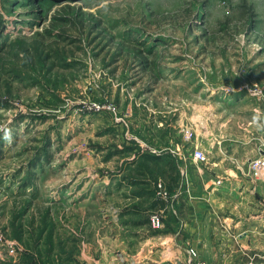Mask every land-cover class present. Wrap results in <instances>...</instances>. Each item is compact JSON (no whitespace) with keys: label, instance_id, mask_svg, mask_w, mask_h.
<instances>
[{"label":"rangeland","instance_id":"374dc122","mask_svg":"<svg viewBox=\"0 0 264 264\" xmlns=\"http://www.w3.org/2000/svg\"><path fill=\"white\" fill-rule=\"evenodd\" d=\"M257 110L264 0H0V264H87Z\"/></svg>","mask_w":264,"mask_h":264},{"label":"crops","instance_id":"0c3cea01","mask_svg":"<svg viewBox=\"0 0 264 264\" xmlns=\"http://www.w3.org/2000/svg\"><path fill=\"white\" fill-rule=\"evenodd\" d=\"M206 130L209 138L196 145L212 158L204 164L192 155L177 158L181 197L171 208H160L164 226L151 230L146 209L135 223H115L112 237L99 238V254L83 252L87 264H264V179H256L250 165L264 155V134L251 137L246 130L239 148L227 136L218 139L209 126Z\"/></svg>","mask_w":264,"mask_h":264},{"label":"built area","instance_id":"2783aa9c","mask_svg":"<svg viewBox=\"0 0 264 264\" xmlns=\"http://www.w3.org/2000/svg\"><path fill=\"white\" fill-rule=\"evenodd\" d=\"M185 139L186 140H192L194 139L195 134L191 130H186L184 132ZM192 159L194 162L197 164H204L208 161L207 154L205 153L204 150H201L199 147H194L193 148V153H192ZM251 165V171L252 174L255 176L256 179L262 180L264 179V155L260 156L258 158L253 159V161L250 162ZM158 187V196L162 198L163 200H169L170 194L167 192V190L164 188V186L158 182L157 183ZM164 212L161 210H156L150 213L149 218H150V226L153 230L161 229L164 226ZM10 251H14V246L10 245ZM192 255H196V252L194 250H191ZM193 264V263H191ZM194 264H206L205 262H197Z\"/></svg>","mask_w":264,"mask_h":264},{"label":"clouds","instance_id":"9594fccd","mask_svg":"<svg viewBox=\"0 0 264 264\" xmlns=\"http://www.w3.org/2000/svg\"><path fill=\"white\" fill-rule=\"evenodd\" d=\"M252 123L256 126L258 131L264 132V121L261 120L259 110H257V114L253 116ZM4 139L11 142V134L9 132H5Z\"/></svg>","mask_w":264,"mask_h":264}]
</instances>
